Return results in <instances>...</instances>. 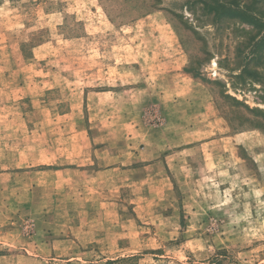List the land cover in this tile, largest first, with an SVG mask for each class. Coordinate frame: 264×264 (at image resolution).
I'll list each match as a JSON object with an SVG mask.
<instances>
[{"label":"rangeland","instance_id":"obj_1","mask_svg":"<svg viewBox=\"0 0 264 264\" xmlns=\"http://www.w3.org/2000/svg\"><path fill=\"white\" fill-rule=\"evenodd\" d=\"M213 1L0 0V264H264V0Z\"/></svg>","mask_w":264,"mask_h":264},{"label":"trees","instance_id":"obj_2","mask_svg":"<svg viewBox=\"0 0 264 264\" xmlns=\"http://www.w3.org/2000/svg\"><path fill=\"white\" fill-rule=\"evenodd\" d=\"M222 0H214L213 3H211L208 8L212 11H215L219 13L220 17H223L225 14L229 16H233V13H243L244 16H247L249 19H251V24L257 26V18L256 16L249 14L250 12L245 11L242 8H233V6H227L226 4H223L221 2ZM247 23H249L250 20H245ZM254 21V22H252Z\"/></svg>","mask_w":264,"mask_h":264},{"label":"crops","instance_id":"obj_3","mask_svg":"<svg viewBox=\"0 0 264 264\" xmlns=\"http://www.w3.org/2000/svg\"><path fill=\"white\" fill-rule=\"evenodd\" d=\"M184 81L185 82H187V83H190L192 80L189 78V80H187V79H184ZM162 101H164L165 102V97H161L160 98ZM164 99V100H163ZM178 136V135H177ZM180 134H179V138H180ZM180 139H182V138H180ZM156 149H158L157 147H156ZM158 159H159V157H155V158H143V156H141L140 158H139V161H141V163H147V162H150V163H154V164H156V163H159V161H158ZM166 164H168L169 163V161H166L165 162ZM158 166V165H157ZM154 167V166H153Z\"/></svg>","mask_w":264,"mask_h":264}]
</instances>
